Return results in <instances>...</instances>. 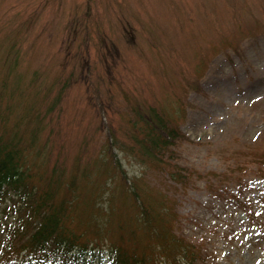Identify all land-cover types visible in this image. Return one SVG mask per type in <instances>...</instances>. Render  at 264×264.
Listing matches in <instances>:
<instances>
[{
  "label": "rangeland",
  "instance_id": "obj_1",
  "mask_svg": "<svg viewBox=\"0 0 264 264\" xmlns=\"http://www.w3.org/2000/svg\"><path fill=\"white\" fill-rule=\"evenodd\" d=\"M153 113L184 137L159 166ZM0 118L23 146L41 124L24 154L85 229L165 264L123 223L149 203L191 264H264V0H0Z\"/></svg>",
  "mask_w": 264,
  "mask_h": 264
},
{
  "label": "trees",
  "instance_id": "obj_2",
  "mask_svg": "<svg viewBox=\"0 0 264 264\" xmlns=\"http://www.w3.org/2000/svg\"><path fill=\"white\" fill-rule=\"evenodd\" d=\"M151 115L155 122L153 119L151 124L145 122L141 139H136L139 145L136 154L142 164L149 162L159 166L163 153L184 137L175 129H168L157 115ZM36 117L37 112L33 115ZM5 125L6 121L0 124V209L4 216L0 230V264H102L103 260L105 264H154L153 258L149 260L150 253L132 251L121 237L111 242L101 235L99 228L87 230L86 223L74 221L73 199L67 197L70 183L62 187V178L54 166L40 171L38 163L44 160L41 151L31 159L24 154L26 148L33 149L36 126L41 128L39 122H34L26 146L21 144L16 131L6 137ZM17 127V123L12 125L14 130ZM132 194L134 199H139L137 190ZM138 208L133 225L126 222L129 218L123 221L128 226L130 240L142 231L147 237V247L153 241L151 253L162 254L165 264H191L196 257L191 246L179 242L171 223L163 221L167 209L163 213L152 212L149 203L145 207L140 204ZM118 228L123 229L120 224ZM100 244L106 250L103 246L98 250Z\"/></svg>",
  "mask_w": 264,
  "mask_h": 264
}]
</instances>
